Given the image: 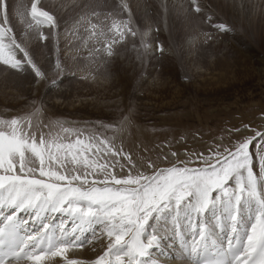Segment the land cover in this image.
I'll return each mask as SVG.
<instances>
[{"label":"rangeland","instance_id":"obj_1","mask_svg":"<svg viewBox=\"0 0 264 264\" xmlns=\"http://www.w3.org/2000/svg\"><path fill=\"white\" fill-rule=\"evenodd\" d=\"M218 3L0 0V58L4 49L21 61L13 69L0 60V165L6 149L18 152L16 173L34 181L45 197L68 191L67 212L98 208L86 199L89 193H138L143 230L162 218L173 227L176 209L190 217L201 211L202 196L188 187L199 180L214 228L224 209L217 200L231 198L237 173L250 169L245 146L254 145L249 150L257 152L255 169L264 156V0ZM41 12L54 17V24ZM13 122L19 137L10 134ZM256 176L264 182V169ZM241 186L252 195L243 177ZM181 191L186 194L177 199ZM165 193L173 198L153 208ZM39 209L50 212L43 203ZM247 209L240 215L250 220ZM225 214L227 225L236 226L239 212ZM88 219L97 222L81 247L100 242L104 233L107 246L110 225L98 214L84 224ZM239 229L247 235V228ZM59 233H54L58 243L62 236L69 239L67 230ZM175 239L176 245L170 241L177 253L184 238ZM165 247L171 254L168 243Z\"/></svg>","mask_w":264,"mask_h":264},{"label":"snow or ice","instance_id":"obj_2","mask_svg":"<svg viewBox=\"0 0 264 264\" xmlns=\"http://www.w3.org/2000/svg\"><path fill=\"white\" fill-rule=\"evenodd\" d=\"M40 15L49 23L54 24V17L47 12H41ZM159 50L163 51V46L159 45ZM4 64L10 65L13 69L21 67V61L14 56L4 55L0 58ZM31 63V62H30ZM36 75L39 78H43V74L40 71H36ZM18 123L13 122L10 134L15 138L21 134L16 131ZM259 143V141H257ZM250 145L253 146V143ZM250 145L245 146V160L244 163L250 167L251 172L254 174V161L257 158L256 151H250ZM18 152L11 149H6L4 163L0 165V206L7 204L8 206L18 207L20 210L26 208L37 209L43 203L46 206L56 205L62 210V205L67 203L69 197L61 192L50 193L47 197L37 191V186L34 181L30 182L28 179H24L16 173L17 163L16 157ZM259 170L264 169V156L259 157ZM20 169L23 171L27 165L24 158H21ZM227 179V175L224 177ZM202 181H194L192 185L188 187L200 193L204 200L205 207L208 206L209 200L207 195L201 190L200 184ZM219 180H212L213 185L219 184ZM243 187L241 192H243ZM186 194V191H181L180 196L177 199H181ZM190 194V193H188ZM81 198H85L84 194H79ZM136 196L123 197L115 195L113 193H100L93 192L86 195V199L98 205V208L91 209L84 213L85 217L98 214L99 218L106 221L110 227L107 229V236L110 241L107 244V251L101 255L94 264H137L138 259L142 257L149 245H146L142 239L144 230L142 228V221L136 215L141 208L144 207L142 201ZM173 197L168 193L163 196H158L153 201V208H157L160 201L165 203L169 202ZM135 199V206L129 207V201ZM78 211H83L78 209ZM128 238V239H126ZM27 247V245H25ZM124 255L118 254L114 250L125 248ZM68 247L64 246L56 251L47 252L43 255H30L29 260L33 261V264H42L46 255L51 256H64ZM112 257H115L113 260ZM69 262V261H68ZM71 264H77L76 261H71ZM238 264H264V215L261 216L260 222L254 224L250 230L246 239V245L244 254L238 257Z\"/></svg>","mask_w":264,"mask_h":264},{"label":"bare ground","instance_id":"obj_3","mask_svg":"<svg viewBox=\"0 0 264 264\" xmlns=\"http://www.w3.org/2000/svg\"><path fill=\"white\" fill-rule=\"evenodd\" d=\"M224 1L212 0V2H214L217 5L219 4L218 2H224ZM230 1L232 2L234 0H230ZM233 7L235 9V6H233ZM1 71L3 72L4 69L1 68ZM5 74H6V76L3 77L4 81L7 82V81L11 80L9 74H7L6 71H5ZM9 83H11V82H9ZM258 168L259 167H257V166H256V169L254 167V174L251 172V169H248V168L241 170L239 174L237 173L238 176L236 177V179H237L236 184L233 187L234 188V191H233L234 194L232 195V197L227 199V201L226 200H217V202H216L219 206L224 207L226 212L231 211V209H233V211L235 210V211L239 212L240 218H239V221L237 223L239 228L244 229V228L250 227V225H251L250 221L253 218L257 217L253 211H255V212L257 211L260 213L256 219V222L253 221V225L259 223L261 216L264 215V182L261 181L260 177L256 176V172H259ZM239 175H241V176H239ZM242 177L244 178L248 188L252 192L251 196L248 195L249 190H247L248 192L245 190H243V192H241V188H242L241 178ZM60 192L64 193L67 197L69 196L68 191L60 190ZM70 194H71V192H70ZM208 200H209L208 206L205 207L204 200H203L201 203V206H202L201 211H196L194 214H191V217L189 214L186 216L180 215V210L176 209V211H174L173 216H177V220H175V218H173L171 220V223H172L171 225H173V227H171L169 225V223H166L164 221L165 219L162 218L164 220L160 219V223L158 226L155 225V227H153V229H151V230H149V229L144 230L142 239L144 240L145 244L149 245V246L147 247V250L145 251V253L143 255L144 260L140 263H137V264H148L146 259H149V258H150V260H149L150 264H188L190 262L189 256H191V254L195 251L197 245L201 243L202 237L205 233L212 236L213 239L216 241L222 242L223 240H226L228 242L229 239H231V237H232V233L234 230L233 227H235V225H233V226L231 225L232 227L231 226L229 227L227 225V222L229 221L228 220L229 215L225 214L226 212L224 214H222V211H224V209H221L220 216L217 217V222H216L217 224H215L216 227H218L219 232H218V229L215 230L216 228L215 229L211 228L207 222L211 220V217H213L214 214H213V212H211L212 211V205H211L210 199L208 198ZM225 202L227 203L226 205L224 204ZM41 205H42V203H41ZM250 206L254 207L253 211L249 208ZM246 207H248L247 212H248V216H250V220H248V219L245 220V219L241 218V215H240L241 213L246 211ZM65 208H66L65 203L62 205V210L60 207H57L56 205H50L49 209H50V212H52L50 214L51 217L53 214H56L53 212H58V213L63 214L65 212ZM73 210H76V208H74ZM185 210L186 209L183 210L184 214H186ZM30 211H32L31 217L34 216V219L32 220V224L34 221L39 223L40 221H42L44 219L42 216V212H46V211H40L39 208H37V209L26 208L24 210H20L18 207L8 206L7 204H5L3 209L0 210V218L1 217H3V218L7 217L8 216L7 214H9V213H16V214L20 213V214H22L24 212H27V215H28ZM86 212H88V211H86ZM207 212H209L208 215H207ZM68 218H70V224H72V226L70 228V234L68 235V237L70 239V235L76 233L77 235L75 237H76L77 241L85 238L84 236H85L86 232L91 233V231L93 230V226H94L95 222H97V220L93 221V220L88 219V221H86V223L84 224V219L87 220V218H88V217H85L84 212L83 213L70 212V213H68ZM183 224H188V225L190 224L191 228L189 230H186L183 228ZM199 224L202 225L200 232L197 229V226H199ZM195 227H196V229H195ZM221 229L223 230L222 231L223 233L226 232L229 236H227V234H226V235H224V238L221 239L220 238V233H222ZM50 231L51 230H49L47 235H44V234L41 235V241L44 243L47 242V245L49 244L51 246V252L56 247H59V248L64 247L65 243H63V242L58 243L57 240H55L56 238L54 237L53 229L51 232ZM240 231L242 234V238L245 241V239H247V237L242 230H240ZM38 232H40V231H38ZM30 233L32 234L31 231H30ZM185 233H188V235L191 237L190 240H188L186 238ZM176 235L181 237V238H184L183 241L179 242V244L182 247L181 248L182 251L177 250V253H175L173 251V249L176 250L177 248L171 247V244L173 245L174 243H172V241H170V238H171V240L173 238L175 239ZM103 236H105V237L100 242H96V243L92 242V243H90L91 245L88 244L85 247H81L77 241L72 242V241L68 240L67 244L69 246H68V250L64 254V256H51V255L45 256V259L42 261V264H71V261H76L77 264H94V262L107 251L106 242H107L108 238L106 237L105 233ZM63 238L64 237L62 236L60 240L62 241ZM166 238L169 239L168 242L165 241ZM166 243H168L169 247L172 249V251L170 252L171 254L168 253V251L165 247ZM114 251L118 252V254H120V255H124V252L126 251V247L118 249V250H114ZM30 255H33V254H30ZM147 255H150L149 258L145 257ZM112 259L114 260L115 257H112ZM174 259H177L178 261H174ZM24 260L21 261V263L14 261V262H11L8 264H33V261L29 260L28 257ZM45 261H47V262L45 263ZM138 262H139V259H138Z\"/></svg>","mask_w":264,"mask_h":264}]
</instances>
